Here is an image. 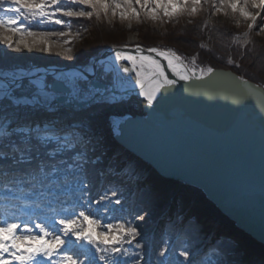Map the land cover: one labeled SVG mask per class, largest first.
Here are the masks:
<instances>
[{
	"label": "snow or ice",
	"instance_id": "6c2138e0",
	"mask_svg": "<svg viewBox=\"0 0 264 264\" xmlns=\"http://www.w3.org/2000/svg\"><path fill=\"white\" fill-rule=\"evenodd\" d=\"M205 5L210 17L223 14L246 26L244 39L233 37L236 45L250 43L253 29L264 33V0H0V44L15 52L38 49L46 53L55 44L67 57L70 45L81 35L72 32L74 20L107 18L111 24L119 17L131 26L133 21L196 17ZM37 24L65 30H37ZM112 52L110 59L96 62L100 78H109L104 85L91 78L94 67L54 72L49 77L0 66V197L5 203L11 197L19 211V216L13 212L0 219V264H149L144 250L151 241L139 227L123 216H112L114 223L98 218L102 201H107L103 211H110L113 203L121 206L114 211H124L117 191L109 195L107 184L110 177L129 172L131 165L105 161L106 149L93 134L88 112L122 107L133 94L151 106L166 99L180 81H203L216 70L197 67L195 57L190 66L172 48L145 49L136 44L134 50L124 45ZM120 61L130 66L121 67ZM235 79L241 88L232 100L244 112L259 89L243 77ZM248 116L259 121L264 133V105ZM112 126L118 131L120 120L113 119ZM98 186H103V194L94 200L91 193ZM112 189H118L127 202V188L112 184ZM93 204L97 208L90 214ZM133 220L144 217L133 215ZM197 231L189 222L184 233L189 247L180 253L183 260L178 264H213L207 249L205 258L199 259L201 250L194 243ZM169 250L163 244L158 256L165 257ZM211 253L215 264H237L233 247L214 245ZM158 264L167 262L160 259Z\"/></svg>",
	"mask_w": 264,
	"mask_h": 264
},
{
	"label": "water",
	"instance_id": "95a60500",
	"mask_svg": "<svg viewBox=\"0 0 264 264\" xmlns=\"http://www.w3.org/2000/svg\"><path fill=\"white\" fill-rule=\"evenodd\" d=\"M124 45L103 46L90 63L98 69L97 61L108 60L114 47ZM135 45H127L128 50ZM211 67L216 70L211 78L180 81L151 106L133 94L142 100L144 113L115 117L121 126L113 137L164 177L201 188L238 227L264 243V133L259 121L248 116L264 105V86L230 68ZM26 69L50 77L55 71L86 68L53 64ZM240 77L259 89L244 112L232 100L241 88L235 79ZM91 78L107 84L96 74Z\"/></svg>",
	"mask_w": 264,
	"mask_h": 264
},
{
	"label": "trees",
	"instance_id": "16d2710c",
	"mask_svg": "<svg viewBox=\"0 0 264 264\" xmlns=\"http://www.w3.org/2000/svg\"><path fill=\"white\" fill-rule=\"evenodd\" d=\"M205 21H207V27H205ZM125 24L127 25L117 20H113L110 24L106 18L99 22L95 19L91 21L80 19L73 21L72 32L73 34L77 31L81 32L84 27L92 26L94 35L91 39L96 46L122 45L126 40ZM36 26L37 30H65L61 26L38 24ZM139 30L142 32L144 38L142 40L146 46L157 45L158 40H161L164 43L163 46L174 49L178 54L183 55L187 62L191 55L198 54L200 58L197 60L202 66L230 68L264 86V33H258V30L253 29L248 37L250 43L246 46L236 45L232 42L233 37L247 31L246 26H238L231 16L225 17L220 14L210 17L207 5L204 11L193 17L192 24L182 18L177 27H171L162 33L146 26H140ZM206 43H208L207 46H205ZM96 46L90 51H93ZM241 53L244 55L242 56ZM85 54L87 53H83ZM228 56H232L236 62L240 61V66L229 63ZM107 125L98 124L93 132L103 141L107 152L105 161L115 160L120 167L132 164L137 178L128 172L110 177L111 183L107 184L108 194L111 195V190L117 191V197L121 199L124 211H114L121 207L114 203L110 206V211H103L107 201H102L99 205L101 211L98 218L103 219L104 223H114L112 216H123L139 227L142 235L151 241L144 250V258L149 264H158L160 259H165L167 264H178L180 260H183L180 253L189 247V242L184 235L188 231L189 222L192 228L198 230L195 233L194 243L201 250L199 259L205 258L204 250L207 249L208 256L215 264V256H212L211 249L214 245H221L234 248L237 264H264V243L238 227L206 196L201 188L164 177L149 163L124 148L115 140L111 128ZM112 184H121L128 189L127 202L123 196H120L118 189H112ZM102 187L98 186L91 193L94 200H98L99 195L103 194ZM8 200L7 204L0 203V214L10 217L15 212L19 216V211L15 203L11 202V197ZM2 201L4 197H0V202ZM96 208L97 205L93 204L90 214ZM133 215L143 216L144 220H133ZM163 244L169 245L170 250L165 257H159L158 253ZM125 247L128 246L125 245ZM134 250V247L129 248V251Z\"/></svg>",
	"mask_w": 264,
	"mask_h": 264
},
{
	"label": "rangeland",
	"instance_id": "374dc122",
	"mask_svg": "<svg viewBox=\"0 0 264 264\" xmlns=\"http://www.w3.org/2000/svg\"><path fill=\"white\" fill-rule=\"evenodd\" d=\"M182 18H185L190 24L193 23V17H189V16H186V15L180 16L178 19H173L171 21H167V20H162L161 21V20H158V21H152V22H158L159 24L160 23L162 24V27L160 29L159 28L157 29V31L159 33H162L164 31H167L171 27L172 28L177 27L179 25V22H180V20ZM113 19L114 20H117L120 23H127V25H128V22L127 21H121L119 19V17H115ZM107 21H108V19H107ZM148 21H150V20H144V21H141V22H136V21H133L132 22L133 23V28L138 31L137 34L140 36L141 39H144V38H143V36L141 34L142 33L141 30H139L140 29V26H146V27L151 28L150 27L151 24L150 23L149 24L147 23ZM97 22H99V21H97ZM127 25L125 24V26H126L125 29L127 28ZM84 29H87V31H84ZM93 29L94 28L92 26H86V27H84L83 28V32H81V35L82 36L80 35L78 38H76V39H79V38L82 39V42L79 44L78 43L79 41L77 40L78 42H73L70 45V47L72 49V52H74V54H75V52H76V54H83V53H87L88 54L89 51L96 46L95 43L93 42V40L91 39L92 36L94 35V33H93L94 30ZM104 29L107 30L106 28H104ZM247 31H245V32H247ZM245 32H243V33H245ZM243 33L239 35L240 39H244L245 38L243 36ZM258 33H260V32H258ZM126 35H127V33H126ZM142 43H143V40H142ZM156 44H157V45H155L156 47L166 48L165 46H163L164 43L161 40H158V42ZM207 44L208 43H206L205 46H207ZM101 48L102 47L100 45H97L96 48L93 50V52L99 51ZM51 53L52 54H56V55H58V53H59V54H61V55L64 56V54H63V48L62 47H57L55 44L53 45V50H52ZM193 57L196 58L195 63H196V66L197 67L207 68V67L210 66V65L209 66H202V65H200V63L197 60V58H200V55H198V54H194L193 56L192 55L190 56V58L188 60V63L190 64V66H191V60H192ZM228 59H231V60L235 61L234 58H232V56H228ZM234 65L235 66L236 65H240V61H238V62L235 61V64ZM127 112H130V113H142L143 114L144 113V110H143V102H142V100L139 99V98L131 97L130 100H129V102L127 104H125L124 106H122V107L95 109V110H92L91 112H88V115L90 116L91 123H92V131L93 132L95 131V126H97L98 124L105 123V124H108L107 126L111 128V131L112 132H114L113 126H112V120L115 117H120V116L124 115ZM118 153H120V151H118ZM134 175L136 176L135 173H134ZM179 218L181 219L182 217H179ZM0 219H5V217H3V216L0 215Z\"/></svg>",
	"mask_w": 264,
	"mask_h": 264
},
{
	"label": "bare ground",
	"instance_id": "6f19581e",
	"mask_svg": "<svg viewBox=\"0 0 264 264\" xmlns=\"http://www.w3.org/2000/svg\"><path fill=\"white\" fill-rule=\"evenodd\" d=\"M5 53H7L5 55ZM113 55V52L110 54L109 59ZM92 54H89L84 62H82L81 66L84 68L93 67L94 63H90ZM64 61L68 60H62L57 57V55L52 53H46L41 50H34V51H27L24 50L20 53H15L14 51L6 49L2 44H0V66H4L6 68H15V67H21V68H31L35 66H50L53 64H61L66 65L68 63H65ZM120 66H130L127 61H120ZM98 69L95 72L97 77H101L102 73L100 72L99 66L97 65ZM60 72V71H55ZM54 73V72H53ZM37 75H41V73L37 72ZM126 75V74H122ZM134 77V74H133ZM105 82H109V78L106 77L104 79ZM234 96V95H233ZM96 108H94L95 110ZM264 135V134H262Z\"/></svg>",
	"mask_w": 264,
	"mask_h": 264
},
{
	"label": "built area",
	"instance_id": "2783aa9c",
	"mask_svg": "<svg viewBox=\"0 0 264 264\" xmlns=\"http://www.w3.org/2000/svg\"><path fill=\"white\" fill-rule=\"evenodd\" d=\"M151 25H153V26H156V27H158V28H161L162 27V24L160 23H158V22H152V21H148ZM129 40L130 41H138V34L136 33V32H131L130 34H129Z\"/></svg>",
	"mask_w": 264,
	"mask_h": 264
}]
</instances>
